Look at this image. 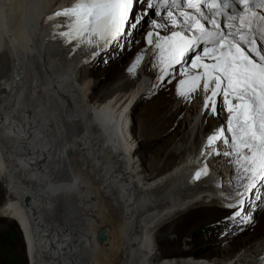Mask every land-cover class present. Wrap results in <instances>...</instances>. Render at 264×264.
<instances>
[{
	"label": "bare ground",
	"instance_id": "1",
	"mask_svg": "<svg viewBox=\"0 0 264 264\" xmlns=\"http://www.w3.org/2000/svg\"><path fill=\"white\" fill-rule=\"evenodd\" d=\"M7 1L16 4L17 13L14 19L3 16L0 5V185L7 191L0 217L21 226L29 263L261 264L264 236L224 262L187 256L156 263L151 257L158 246L156 228L184 209L221 206V192L227 196L232 191L223 173L224 157H209L207 138L201 141L198 133L188 143L183 163L153 180H146L132 156L134 146L127 139L130 113L155 93L159 81L146 41L149 31H157L151 23L135 50L136 56L150 50L145 67L136 68L116 88L117 94L98 105L91 102L93 86L81 78L82 69L97 63L99 55L53 38L55 22L45 23L48 15L75 0ZM183 78L177 76L163 89L176 94ZM136 80L135 87L124 92ZM179 101L162 119L169 128L179 125L177 135L190 127L191 138L205 120L208 129L226 119L225 111L209 121L202 90L192 94L190 102ZM205 161L209 174L194 180ZM115 196L118 201L111 202ZM101 231L107 238L104 244L97 240Z\"/></svg>",
	"mask_w": 264,
	"mask_h": 264
},
{
	"label": "snow or ice",
	"instance_id": "2",
	"mask_svg": "<svg viewBox=\"0 0 264 264\" xmlns=\"http://www.w3.org/2000/svg\"><path fill=\"white\" fill-rule=\"evenodd\" d=\"M138 3L145 5L143 14L136 13ZM150 12L164 21L153 19L157 31L146 36L157 80L162 85L184 77L176 86L178 97L190 102L202 90L205 112L228 114L226 124L208 135L205 148L211 149L209 157H227L232 165V191L225 198L235 202L224 203L233 210L226 219L251 223L244 211L247 200H264V0H75L45 23L55 22L53 38L98 55L137 30ZM143 57L138 54L130 72ZM209 170L205 161L193 179ZM260 260L264 264V256Z\"/></svg>",
	"mask_w": 264,
	"mask_h": 264
},
{
	"label": "rangeland",
	"instance_id": "3",
	"mask_svg": "<svg viewBox=\"0 0 264 264\" xmlns=\"http://www.w3.org/2000/svg\"><path fill=\"white\" fill-rule=\"evenodd\" d=\"M8 2L7 0L0 2L3 8L1 12H5L3 16L7 15L14 19L13 14L17 13L14 12V8H17L16 4L13 7L12 3ZM148 17V20L145 19V22L132 32V37L128 36L124 48L118 44L115 50L98 57L97 63L89 64L82 69L81 82L84 80L93 86L90 94L92 104L100 105L113 97L119 92L116 88L123 84L126 78L134 75V72H130L129 68L137 58L135 50L145 34L148 23L156 16L150 12L146 18ZM149 53L150 50L144 53L143 60L136 68L143 69L145 67ZM137 80L123 88L124 92L135 87ZM156 81L158 80L156 79ZM173 81L174 79L170 83L165 82L162 85L158 81L157 84L160 86L157 85L158 88H154L155 93L138 103L130 113L128 120V123L132 125L131 133L127 136L129 143L134 146L132 156L139 161L140 169H143L142 172L146 180H153L182 164L187 154L188 143L194 142L196 134H199L202 141L204 136L206 139L219 126V124H214L207 129L209 123L205 120L203 126H200L191 138L189 137L190 127L186 131L181 129V133L177 135L176 131L179 125L177 129L174 128L175 126L169 128L168 124L165 126L162 119L166 116L169 117L180 102V97L174 94L171 89H163L172 85ZM220 107L223 108V105L221 104ZM207 114L208 118L212 116ZM222 118L226 117L222 115ZM131 140L133 141L131 142ZM261 191L264 192V189ZM6 192L5 187L0 185V207L6 201ZM109 200L116 203L117 198L115 196ZM244 211L252 217L251 223H244L239 218L237 220L226 219L232 215L233 210L220 205L184 209L154 230V236L156 235L154 238L158 246L154 251L155 254L151 256L152 259H158L156 263L166 258L179 259L187 256H191L194 260L204 259L216 262L232 259L236 254L249 249L264 236V200L249 198ZM116 215L120 217L117 212ZM205 229L207 230L205 231ZM8 234L13 237V244L8 242L10 239ZM0 238L7 239L6 247L11 250L0 251V264H30L26 255L23 231L17 221L9 217H0ZM13 257L16 259L13 260ZM120 257L118 256L117 259Z\"/></svg>",
	"mask_w": 264,
	"mask_h": 264
},
{
	"label": "trees",
	"instance_id": "4",
	"mask_svg": "<svg viewBox=\"0 0 264 264\" xmlns=\"http://www.w3.org/2000/svg\"><path fill=\"white\" fill-rule=\"evenodd\" d=\"M206 230H207V229H205V231H206ZM7 236L10 237V239H9L8 242H9V243L11 242V243L13 244V242H14V241H13V240H14L13 237H12L10 234H8ZM6 241H7V239H5V238H0V251H2V252H6L7 250H8V251H11L9 248L6 247V244H7ZM12 259L14 260V259H16V258L13 257Z\"/></svg>",
	"mask_w": 264,
	"mask_h": 264
},
{
	"label": "water",
	"instance_id": "5",
	"mask_svg": "<svg viewBox=\"0 0 264 264\" xmlns=\"http://www.w3.org/2000/svg\"><path fill=\"white\" fill-rule=\"evenodd\" d=\"M97 240L100 242V244H104L107 241V238L105 236L104 231H101L98 236H97ZM189 244V243H187Z\"/></svg>",
	"mask_w": 264,
	"mask_h": 264
}]
</instances>
